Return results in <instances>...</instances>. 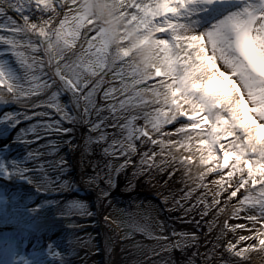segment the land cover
Instances as JSON below:
<instances>
[{
	"label": "snow or ice",
	"instance_id": "6c2138e0",
	"mask_svg": "<svg viewBox=\"0 0 264 264\" xmlns=\"http://www.w3.org/2000/svg\"><path fill=\"white\" fill-rule=\"evenodd\" d=\"M0 17V100L25 109L22 118L4 112L0 121L36 120L20 139L38 145L28 159L45 187H74L62 179L68 161L59 149L74 147L65 139L73 129L65 124H83L85 143L75 145L84 148L82 158L95 145L102 157L123 160L115 168L110 160L93 163L87 174L84 183L98 191V206L111 203L116 177L129 166L132 178L153 169H170L171 178L183 170L194 185L185 200L204 190L188 208L175 201L185 215L198 207L202 217L213 208L219 215L226 197L225 206L235 202L230 218L251 225L225 221L224 235L251 233L222 242L228 258L243 264L247 253L264 250V0H0ZM29 171L17 165L5 175L15 172L31 183ZM66 206L86 207L78 201ZM160 231L148 235L166 241L162 251L183 253L188 241L198 240L195 233L164 235L163 224ZM5 247L8 264H43L44 258H22L18 247L0 241V253ZM216 247L193 256L214 259Z\"/></svg>",
	"mask_w": 264,
	"mask_h": 264
},
{
	"label": "rangeland",
	"instance_id": "374dc122",
	"mask_svg": "<svg viewBox=\"0 0 264 264\" xmlns=\"http://www.w3.org/2000/svg\"><path fill=\"white\" fill-rule=\"evenodd\" d=\"M14 19L18 17L17 14H10ZM110 78V77H109ZM45 99L47 97H44ZM68 100V95L64 94L61 97V103H66ZM22 113L19 114L21 118L23 117V114L25 112V109H22ZM37 111H43V109H37ZM135 114V113H133ZM105 116H108L109 114L107 112L104 113ZM31 119V118H30ZM28 120V119H27ZM143 122V120H138V123ZM4 126L1 128L2 130H7L8 128H12L14 126L13 124L9 122H4ZM36 123L35 119H31L30 121H27L25 123H19L22 125H26L27 128L34 125ZM17 125V124H16ZM65 127L70 128V124H65ZM84 135L82 137L81 145H84L85 143V136L88 132L87 126H84ZM109 132H112L113 130L111 128L108 129ZM5 138V139H4ZM8 136H4L3 139H1V143H5V141H9L10 139ZM46 140H42V144L45 143ZM64 145L62 144L59 149V155H62ZM9 152H4L0 155V169L5 172L6 169H15L17 165H22L20 162V159L17 158L14 154V149L10 146ZM95 150V151H94ZM146 149L141 148L140 151H144ZM43 151V149H42ZM82 152H84V148L81 147L79 150V160L81 165L84 168V177L88 178L87 174L92 173L93 171V163L99 162L101 166L104 163H107L109 160L111 161L113 167H117L119 164L117 163V159H113L112 157H102L100 155V150L95 149V145H93V150L89 151L87 155H85L82 158ZM68 161V169L64 173L62 179L65 181L72 182V178L70 176L73 164L72 161L69 159V157L63 156ZM57 156H50L46 157V159L55 160L57 159ZM134 163L139 162V155L134 156L133 158ZM121 160V159H119ZM122 163V162H121ZM157 163H159V157L157 158ZM99 170V169H97ZM170 169H165L163 173H161L157 169L151 170L150 173H146L143 176H139L136 178H132V172L134 169L129 166L126 168L123 172H121L116 177L117 186L112 189V199L113 197L128 199L132 201L137 196H147L148 198L153 197L154 199L162 198L164 202H162V205L165 204L169 207V209H173L176 214L179 215H185L183 209L179 208V206L175 203L176 200H179L181 204H184L185 208L190 207L192 204H194L193 198L194 196L201 190L197 189L195 192H193L192 197L188 200L184 199V193L188 191L189 187L194 186L191 181L187 180L183 176V170H177L176 174L172 176L171 178L167 174ZM197 170L193 169V174H195ZM16 175L15 172H13L11 178ZM50 175H55V173H50ZM8 178V177H6ZM11 178L7 179L6 187L3 190H0V212L1 213H8L9 210H15V209H24L26 210V216L23 220L24 223L30 222V221H38L43 222L46 220H57V225L63 226L60 230L50 229L49 231H46L45 234H43L41 237L43 240L40 242L42 243V247L48 251V253H52L55 251L56 254L54 255V260L51 264H103V259H101L102 263H99L97 260V257H101L102 249H101V238L97 234H93L91 230L94 227L84 229L83 226L88 221L94 222V224H97L99 220V216L97 215V207L95 205V202L91 201V194L87 193L88 197H83V194H86L84 192H80V195H78L79 192H74L70 190L69 188H65L64 190H59L63 192L62 194L57 195H42L41 197L37 198L36 193L32 190H30L31 187L23 188L21 190H16L18 188L14 187L11 183ZM129 179H131V184H129ZM135 184V185H132ZM101 187H104L103 184L100 185ZM151 186H155L159 193L155 196H151V194L148 193L149 188ZM8 187V188H7ZM10 187V188H9ZM12 190V193H10L9 190ZM96 190V189H95ZM118 190V191H117ZM96 195L98 198V191L96 190ZM72 201H78V202H84L86 207L84 212H81L80 210L76 208H69L66 205L69 202ZM209 203L211 202V197L208 196ZM105 203H108L107 201H104ZM165 207V205H163ZM235 206V202L233 205L230 204V209H232ZM36 207L34 209H30ZM202 207H198L196 210L192 211L191 213L187 214L189 215V218L184 221V225H190L193 228L198 229L197 231H200L202 233L209 232L213 234V237L208 240L207 245L204 247L199 240L195 242L194 245V253L197 251L200 253V251H203L206 253L208 249H211L213 247V244H216V250L214 252V259H205L206 261L203 262V264H210L211 262H214L215 256L217 251H219V242L217 240V229L216 225L219 221V215L217 214L219 211L216 210H210L207 216H201ZM94 212L96 213L95 216H89L87 213ZM104 214V213H102ZM241 214H245L244 212H241ZM177 216V215H176ZM105 217V216H102ZM133 217V216H132ZM199 217V218H197ZM167 219V227L165 228L167 231V235H169L172 231L177 232V220H175L173 217H168ZM128 223L134 228L135 234L134 236L126 237V242L128 241L130 243L129 248V254L132 255L131 257L135 258H144V257H151L152 259L148 262H137V261H131V264H201L200 256H193L192 253L191 256L188 258L185 257L181 252L177 251L176 249L169 250H163L162 246L166 241H158L156 245H146L144 250L141 252V250H135L131 247H133L134 242L137 240L136 238L146 239L147 242L151 243L155 241V239H152L149 237L148 233H151L152 236L157 235V233H160L159 226H156L153 222H150L148 220L141 221L139 229H137L138 224L134 223L133 219H129V217H125ZM196 219V220H195ZM25 220V221H24ZM191 221V223H189ZM195 221H200L199 227L195 226ZM105 226L109 232L110 237L112 238V242H117V245L119 243L125 242L121 241L124 237L118 238V234H120V228H117L110 220L108 222H105ZM181 223V222H179ZM95 229V228H94ZM93 229V230H94ZM211 229V230H210ZM176 238V236H169V240ZM120 239V240H118ZM10 245L13 248L19 249V252L21 254V257H33L34 252L30 251L31 249L25 248V250L22 249V244L20 241V237H13L10 241ZM49 245V247H48ZM50 247H53L50 249ZM98 248V249H97ZM140 248V247H139ZM138 248V249H139ZM22 249V250H21ZM131 250V251H130ZM189 252V251H188ZM62 254V258H61ZM10 253L8 251V255L6 257L5 264H8ZM126 258L127 255H124ZM38 257L44 258L43 264H49L50 262H46V258L44 254H39ZM182 257V258H181ZM224 258H228V256H223L222 262L219 264H224ZM229 259V258H228ZM260 264H264V254L259 255ZM27 264V262H26ZM229 264H236V261L229 260ZM243 264H256L254 262L253 258H248L243 261Z\"/></svg>",
	"mask_w": 264,
	"mask_h": 264
},
{
	"label": "bare ground",
	"instance_id": "6f19581e",
	"mask_svg": "<svg viewBox=\"0 0 264 264\" xmlns=\"http://www.w3.org/2000/svg\"><path fill=\"white\" fill-rule=\"evenodd\" d=\"M16 14L15 12L9 10L7 12V15L10 16V14ZM4 17H0V23L4 22ZM18 22L20 21V17L18 16L15 18ZM67 94V93H66ZM69 95V94H67ZM23 105L16 103V102H8L5 103L3 100H0V115H2L4 112H10V113H16L21 114ZM28 120L22 119L21 123H25ZM140 124H143V122H140ZM4 126L3 121H0V130ZM85 125L79 124V125H71L70 128L73 129L72 132L68 134L65 139L68 137H71V142L73 144V148H69L67 144H63V150H62V156H67L72 161L73 168L71 171V178H72V184L74 187L69 188L70 190L76 192H84L91 194V201L95 202V205L97 207V215L99 216V220L97 224H94V222L88 221L84 224L83 228L88 229L91 227H94L91 232L93 234H97L101 238V257H97V260L99 263H102L101 259H103V264H131V261H137V262H148L152 258L151 257H144V258H135L132 255L131 252L129 254V248L130 243L126 242V237L134 236L135 230L132 228L130 223L127 222L125 217H129V219H133L135 224H138L137 229H139L140 222L148 220L150 222H153L156 226H160L163 224L165 228L167 227V219L168 217H173L175 220H177V233L180 232H186V233H195L198 237L199 242L205 247L208 243V240L213 237L212 233L209 232H200L197 231L198 229L191 227L190 225H184V221L189 218V215H179L176 214V212L173 209H169L168 206L165 207L162 205V202L159 200V198L154 199L153 197L148 198L147 196H137L132 201L128 199L113 197V200L110 204L103 202L104 206H98V199L96 195V190L94 188L88 187L84 181L87 180L84 176V168L80 163L79 160V150L80 148H76L75 145H81V139L85 133L84 127ZM28 129L26 125L22 124H15L12 126L11 129L6 131H0V141L3 139V137L8 136L10 139L9 141H5V143L0 144V155L4 152L10 151V146L12 149H14V154L17 158L20 159V162L24 167H27L30 171L27 173L28 177H31L32 182L29 183L26 179L20 178L18 175H14L11 178V183L14 187L18 188L16 190H21L23 188H30V190L34 191L36 193V197L39 198L42 195H46L43 191H49L52 192V187H45L40 174L38 171L35 170V162L28 159V153L33 149L36 148L37 144H26L24 143L20 137L22 135V130ZM6 138V140L8 139ZM5 139V138H4ZM40 144H42V140L39 141ZM95 151V150H94ZM123 162V160H118L117 163L120 164ZM83 177V179H82ZM8 178H6L5 172L0 169V190L5 189V185L8 182ZM135 185V184H132ZM8 188V187H7ZM10 188V187H9ZM211 188V185H210ZM68 189V188H67ZM58 190V189H57ZM10 193H12V190H9ZM118 191V190H117ZM203 189H201L193 198L194 203L196 202V198L201 196L203 194ZM214 191V189H212ZM151 196H154L159 193L158 189L155 186H151L148 191ZM51 195V194H50ZM208 196L211 197V192L208 193ZM226 199V197H221L222 203L220 205V208H224L225 210L222 213H219V221L216 225L217 233L219 236V251H217L214 262H211L210 264H219L222 262L223 256H227V253L224 251L223 248V241H235L240 235H250L251 233L248 231H240L237 230V232L232 233L228 232L226 235L223 234L222 229L225 221L227 220L229 225H234L237 223H244L248 224L247 221L243 219H234L230 218L233 208L230 209V204L233 205L234 202L229 203L227 206L223 203V200ZM36 207L30 208L34 209ZM213 208L212 210H214ZM216 210L219 211L218 208ZM26 210L24 209H15V210H9L8 213H1L0 212V241H2L5 245H8L13 237H20L21 244L27 243V247H31L30 251L34 252L33 257H38L39 254H44L46 258V262L49 261L51 264L54 260V255L52 253H48L46 249L41 248L42 243L40 242L42 239V235L45 234L46 231H49L50 229L60 230L62 227L58 226L55 219H49L43 222L38 221H31L30 223H24L22 219L26 216ZM104 213V214H102ZM177 215V216H176ZM243 216V214H240ZM245 215V214H244ZM102 216H108L109 220L117 227L120 228V234H118V238L124 237L121 241H125L122 243H119L117 245V242H112V238L109 235V232L105 226L104 223V217ZM133 216V217H132ZM182 218V219H181ZM199 218V217H197ZM196 220V219H195ZM25 221V220H24ZM181 222V223H179ZM248 227L250 228L251 225L248 224ZM166 230V229H165ZM162 233H157L155 236H159ZM164 235H167V231L163 233ZM137 240L133 244V249L135 250H141V252L144 250L146 245H156L158 242L157 240L153 242H147L146 239L136 238ZM180 237L177 235L176 238L171 239L172 242H175L176 240H179ZM120 240V239H118ZM196 241H188L189 247L185 249V251L181 254H183L185 257L191 256L190 253H194V245ZM251 243V241H249ZM26 247V248H27ZM49 247V245H48ZM140 247V248H139ZM53 247H50L52 249ZM139 248V249H138ZM22 249L25 250V247L22 246ZM21 249V250H22ZM98 249V248H97ZM7 251V252H6ZM8 248H3L2 253H0V257L5 256V253H8ZM131 251V250H130ZM189 251V252H188ZM201 254H204L203 251H200ZM264 254V250H260L259 247L252 250L251 252L247 253V259L253 258L254 262L256 264H260L259 255ZM127 255L126 258H124ZM182 258V257H181ZM201 264L205 262V258L203 256H200ZM231 261H235L233 258H229ZM207 264V263H206Z\"/></svg>",
	"mask_w": 264,
	"mask_h": 264
}]
</instances>
